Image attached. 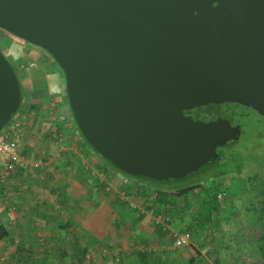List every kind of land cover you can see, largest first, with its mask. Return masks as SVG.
<instances>
[{
  "label": "water",
  "instance_id": "obj_1",
  "mask_svg": "<svg viewBox=\"0 0 264 264\" xmlns=\"http://www.w3.org/2000/svg\"><path fill=\"white\" fill-rule=\"evenodd\" d=\"M61 70L79 134L121 173L181 179L241 134L185 112L231 103L264 119V0H0V30ZM21 83L0 51V132Z\"/></svg>",
  "mask_w": 264,
  "mask_h": 264
},
{
  "label": "rangeland",
  "instance_id": "obj_2",
  "mask_svg": "<svg viewBox=\"0 0 264 264\" xmlns=\"http://www.w3.org/2000/svg\"><path fill=\"white\" fill-rule=\"evenodd\" d=\"M11 40L28 48V52L37 58L36 60L39 59L40 61L41 58L44 59V56L47 55L38 47L29 45L23 40L1 29L0 51L12 64L14 70L16 69L17 76L19 70L12 61L13 58H15L13 56L15 54L20 55V53L16 48L17 44ZM19 49L21 50V48ZM5 51L9 54L8 56H6L7 54ZM39 55L42 57L39 58ZM23 66L27 75L26 77L29 79L24 82L21 80L23 83L22 106H19L15 119L21 121L20 123L22 124V151H25L27 157L29 156V163L32 162L38 166L36 168L31 167V171H28V169L17 171L15 175L21 173L24 177L33 178V180L35 179L38 183H42L43 180L40 177H43L44 174L43 170L42 172L37 171L39 166L46 168L50 167L51 174L57 175V173H60V175H63L61 174L62 172L64 173V171H61L63 170L64 162L61 158L64 152L62 149L64 148L66 150L68 146H71L73 150L75 149L74 146L77 142L75 136L77 132H75V136L73 137L69 135L68 131H71L74 127L73 125L69 126V123H72L71 120L67 121L66 118H64V120L59 119V115L48 114L49 116H47L44 111L47 109V107L45 108V105L48 106L47 103L43 102L41 103L42 105H40L41 107L38 105L39 109L31 111V99H43V94L40 91L34 92L38 79L37 75L32 76L31 66H29V64ZM52 66L55 67V72L49 74L47 78L50 81V88L54 92L60 87L57 83L58 81L61 86H64V77L53 60ZM33 77H36L37 80ZM43 86L47 87L48 84ZM199 108L201 109L191 112V115L196 120L207 122L215 120L216 118H224L233 125H240L243 130V138H240L239 143L231 144L230 146H228L227 143V146H223L224 148L220 147L222 154L229 152H231V154L227 160H222L220 163H217V165L222 168L221 171H224L225 174L216 177L214 180L213 177L202 178L200 174L195 177H188V180H185L183 183L171 184L170 182L168 184L155 185L157 187L151 188L146 187L140 180L134 181L118 173L113 167L111 168L108 166V163L99 159L97 155L95 161L86 159V164H88L90 168L88 174H90L91 178L94 176L91 189L96 195H93L94 198L92 202L96 201L94 204H97L98 207V211L95 212L94 209L92 210V215L90 214V223L93 220H97V217L101 222L98 213L104 208L101 202L102 200L108 201L106 204L111 205L110 202L113 203L116 201V197L119 196L123 198L122 202L126 204L125 207H121L119 211H117L122 221L120 225L118 224V226H120L119 232V228L115 230L108 227V231L106 230L103 233V239L101 238L99 240H103V243H107V248L104 249V252L106 251V254L110 252V258L107 256L111 261L110 264H135L138 260L136 256L138 254H131V252L137 251V253L139 252L141 254L142 251H148L147 248L156 249L152 253L162 251L160 254L163 255V258L165 257L166 262H168L166 259H169L170 264H188L190 258H202L205 262L202 264H217L216 261H218L219 264H261V259L254 241L257 235L258 224L255 218H253V214L244 212V200L249 197L243 193H246V181L248 182L250 175L254 172L257 174V167L263 165L261 163L264 162V119L246 107L233 105L231 103L220 105L211 104ZM68 117L69 115L67 118ZM36 118H39L40 121L35 125ZM54 128L61 129L57 133L54 132ZM54 135L56 137H54ZM257 139L259 141H257ZM246 142H248V145H245ZM257 142L261 145L255 147L254 145H257ZM244 146H247L246 150H244ZM235 148L236 150H241L239 151L240 156L244 155V157H242V162L239 160L241 158L234 159L232 157V152ZM76 150L79 153L80 149L77 148ZM44 157H48L49 163L44 164ZM74 158H78L76 162L74 161L77 164L79 161L78 155ZM56 162H60V164L56 166L54 164ZM236 165H240V169L243 167L240 174H236L235 172L237 171ZM198 178L203 179L201 186H192L193 184L191 183ZM210 182H212V184L214 183L213 190L216 187L215 190L225 192V195L220 200H218L216 196L217 204L224 213L223 211V214L220 215L218 212L216 214L213 213L212 216H210L211 221L208 224L196 226L199 225L196 220L202 218L208 209L206 207L205 195L201 188H207ZM8 185L4 184L0 186L5 190V193L9 191ZM170 186L171 188H169ZM179 186L189 189L188 192H185L181 196L174 197L176 198L175 205H168V212L161 207L158 208L154 201L155 194L158 193L157 191L173 192L175 189L172 187L176 188ZM190 187H192V189ZM26 190L31 191L29 187L26 188ZM19 191L25 192V188L20 187ZM233 195L237 197L234 198ZM258 198H264V196L261 195L258 196ZM253 200L256 202V199ZM171 201H173V199L170 197L169 202ZM231 201L237 209L241 208V210H239L240 214L237 215L236 221L233 222L227 220V212L230 209ZM62 206L59 208L60 215L64 214V217H61V224H65L66 222L71 223V217L66 218V216H68L67 214H69L68 208L66 205L64 207ZM102 212L104 213V211ZM3 215L6 214L3 213ZM106 217L108 218L107 222H111L112 218L110 216ZM64 218L65 220L67 219V221H64ZM84 218L86 219L87 217L85 215H80L78 218L76 217L74 219L75 224H79L80 227H82V224L85 223ZM191 224L194 225L192 227L193 230L188 232L187 227ZM83 231L80 232V235L86 234ZM178 236H182L186 239L185 244H176ZM157 240L159 241L158 244ZM89 242L92 243L93 241ZM161 246L164 248H160ZM108 247L110 248L109 250ZM216 249H218V251H216ZM25 250L26 251L22 248V256L27 255L28 250ZM50 250V252L53 253L54 259L55 257L58 258V255L61 256V259L63 258L60 249L51 248ZM5 253H9V250H5ZM5 256L7 257V254H5Z\"/></svg>",
  "mask_w": 264,
  "mask_h": 264
},
{
  "label": "crops",
  "instance_id": "obj_3",
  "mask_svg": "<svg viewBox=\"0 0 264 264\" xmlns=\"http://www.w3.org/2000/svg\"><path fill=\"white\" fill-rule=\"evenodd\" d=\"M11 41L17 44L16 48L20 53V55L15 54L13 56L15 58H13L12 62L19 70L18 77L20 79L22 90V82L29 79L26 77L27 75L23 69V65L29 64V66H31L30 69H32V76L37 75L38 79L37 80L36 77H33L37 80L34 92L40 91L43 94V99H31V111L39 109V106L42 105L41 103L44 102L48 104V106L45 105V108L47 107L48 111L47 109L44 110L47 116H49L48 114L59 115V119L64 120V118H66L67 121H72L65 94V82L64 86H61L58 81L57 83L60 87L54 92L50 88V81L47 76L55 72V67L52 66L51 57L46 53L47 55L44 56V59L39 55L40 57H37L41 58V60H36L37 58L28 52V48L18 44L14 40ZM19 48H21V50ZM5 53L7 54L6 56L9 55L7 51H5ZM47 84V87L43 86ZM68 115L70 118H67ZM39 121V118H36L35 125ZM72 125L74 126L73 129L68 132L72 137L75 136L74 134L77 132V135L75 136L77 142L75 143L74 150L71 146L66 147V150L64 148L62 149L64 150L61 157L64 161L63 170H61L64 171V173H61L63 175H60V173H57V175L51 174L50 167L46 168L41 166H39L37 171L42 172L43 170L45 178L44 176L40 177L43 180L42 183H38L35 179L33 180V178L24 177L21 173L15 175L17 171L10 175V179L8 180L9 185L7 184L9 186V191L5 193L4 190L3 195L0 197V224H3L8 233L6 238L0 240V264L111 263L109 260L110 252L107 254L106 251L104 252V249L107 248V243H103V240H99L103 237V233L106 230L108 231V227L115 230L120 227L118 224L120 225L122 221L117 211H119L121 207H125L126 204L122 202L123 198L119 196L116 197V201L113 203L110 202L111 205L106 204L108 201L102 200L101 202L104 208L98 213L101 222L97 217V220H93L90 223L92 210L94 209L96 212L98 211V207L97 204H94L96 201L92 202V199L94 198L93 195H96L91 189L92 182H94V176L91 178L90 174H88L90 168L88 164H86V159L95 161V157L97 156L81 141L78 129L75 127L73 121L71 124L69 123V126ZM60 129L61 128H54L53 130L58 133ZM54 137L56 136L54 135ZM77 148L80 149V154L76 150ZM23 154L27 157L25 151ZM76 155L79 157L77 164L75 162L78 158H74ZM44 158V164L49 163L48 157ZM54 164L57 166L60 162ZM31 170L32 168L30 171ZM20 187L25 188V192L19 191ZM28 187L31 191L26 190ZM65 205L69 210V214L71 213L66 216V218L71 217V223L66 222L65 224H61V217L64 214L60 215L59 208L61 206L64 207ZM102 211H104V213ZM3 213L6 215H3ZM80 215H85L87 217L86 219L84 218L85 223L82 224V227H80L79 224L76 225L74 221V219L76 217L78 218ZM106 216L112 218L111 222H107L108 218ZM64 221H67V219L65 220L64 218ZM119 230L120 228L118 229V232ZM82 231L86 234L80 235V232ZM88 240L93 242L90 243ZM158 243L159 241L157 240V244ZM22 248L24 251H26L25 249L28 250L27 255L22 256ZM51 248L60 249L63 258L61 259V256L58 255L59 259L57 257L54 259L53 253L50 252ZM80 248H83L84 251H86L81 262H79ZM160 248L163 249L164 247L161 246ZM7 249L9 250V253H5V250ZM109 249L110 248L108 247V250ZM147 250L148 251L146 252H141V254L145 256L144 259H141L142 256H140L139 252H131V254H138L136 255L138 260L135 264H160V260L161 262L170 264L169 259H166L168 261L166 262L165 257L163 258V255L160 254L162 251L152 253L156 249L147 248ZM5 254H7V257Z\"/></svg>",
  "mask_w": 264,
  "mask_h": 264
},
{
  "label": "trees",
  "instance_id": "obj_4",
  "mask_svg": "<svg viewBox=\"0 0 264 264\" xmlns=\"http://www.w3.org/2000/svg\"><path fill=\"white\" fill-rule=\"evenodd\" d=\"M21 91L23 93L22 86H21ZM228 104H230V103H228ZM233 105H237V104H233ZM237 106H239V105H237ZM35 109H36V107H35ZM199 109H201V108L193 109L189 113H191L192 111H197ZM247 109H249V108H247ZM249 110L252 111L251 109H249ZM70 115L72 117V114H70ZM72 121H73V123L75 125V122H74L73 118H72ZM75 127H76V125H75ZM242 136H243V132H242L241 138H243ZM80 137H81V135H80ZM81 140L89 149H91L95 153V151L85 142V140L82 137H81ZM257 141H259V140L257 139ZM239 142H240V139L238 141H230L227 145L230 146L231 144H236V143H239ZM254 144H256V143H254ZM245 145H248V142H246ZM259 145H261V144H259L257 142V145H254V146L258 147ZM243 148H244V150H246L247 146H244ZM233 150L234 151L232 152V157L234 159L241 158L239 160L242 162V157H244V155L243 154H242L243 156L239 155L240 154L239 151H241V150H238V149L236 150V148L233 149ZM231 151H232V149H231ZM220 153H221V157L218 154V158H220L219 161H217L218 160L217 159L216 160L217 162L213 161V162H209V163L205 164L196 173H190L184 179H187L188 177H195V176H198V175L201 174L202 178L213 177V180H214L216 177H218L220 175H224L225 172L221 171L222 168L219 167V165H217V163H220L222 160H227L228 157H230L231 152L222 154V152L220 151ZM98 158L103 160V161H105L106 163H108V166H110L111 168L113 167L107 160H105V159H103V158H101L99 156H98ZM230 159H232V158H230ZM261 162H263V161H261ZM261 164H263V165H260V166L257 167V170H256L257 174H255V172H254L252 175H250V178H249L248 182L246 181V188H245L246 193L244 192L243 194L247 195L249 198L244 200L245 204H244L243 207L245 208L244 212L253 214V218H255V220L257 221L256 223L258 224L257 225L258 229H257L256 238H255L254 241L256 243L257 251H258V254H259L260 259H261V264H264V198H260V199L258 198V196H261V195L264 196V162L261 163ZM242 168L243 167H241V169H240V165H236V170L237 171H235V170H232V171H235L236 174H240L241 171H242ZM113 169H115V168L113 167ZM115 170L118 171V173H121L119 170H117V169H115ZM232 171H230V172H232ZM121 174H123L124 176L129 177L131 180H134V181L140 180V181H142L144 183V185L146 187H151V188L152 187L153 188L157 187L155 185H162V184H158V183H161V182L162 183H166V184H168L170 182H171V184L172 183H183V182H185V181H183L184 179H177V180L171 179V180H167V181H165V180L164 181H157V180L147 179V178H144L142 176L133 177V176H130V175H126L124 173H121ZM9 177L5 181L6 185L8 184V180L10 179ZM202 178L201 179L198 178L196 181L191 183V184H193L192 186H194V187L201 186V182L203 180ZM152 184H154V185H152ZM2 185H4V184L0 183V186H2ZM213 187H214V183L212 184V182H210V185L207 188H201L202 192L205 195L206 207L208 209H207V212L205 213L206 215L204 214L202 218H199V219L196 220V222H198V224H199V225H196V226H203V224H205V225L208 224L211 221L210 220V216H212L213 213L216 214L218 212L219 215L224 213V211L219 208V205L217 204V201H216V194H217L218 191L215 190L216 187L213 190ZM169 188H171V186ZM172 188L175 189L173 192L172 191L171 192L157 191L158 193H156L155 197H154L155 204H157L158 208L161 207L166 212H168V210H169L168 209L169 208L168 205H175V199L176 198H174V197L181 196L185 192H188V190H189V189H187L185 187L183 188L182 186H179V187H176V188L172 187ZM190 188L192 189V187H190ZM171 190H173V189H171ZM3 191L4 190L0 187V197L3 195ZM233 196H234V198L237 197L236 195H233ZM170 197H171V199H173V201H171V202H169L170 201ZM253 199H256V202H254ZM239 210H241V208L237 209L235 207V205L232 204V201H231L230 209L227 212V214H228V219L227 220H229L231 222L236 221L237 215L240 214ZM222 211H223V213H222ZM222 220H224V219H222ZM196 222H195V224H196ZM193 226H194L193 224L188 225V227H187L188 228V232H191V230H193V228H192ZM7 235H8V233H7L6 229H5V227L3 226V224H0V240H2L3 238H6ZM216 251H218V249H216ZM85 252L86 251H84L83 248L79 249V257H80L79 262H81V259L85 255ZM140 256H142L141 259L145 258V256L142 255V254H140ZM215 260H214V263H215ZM159 263L160 264L161 263L162 264H168V263H165V262H161V260H160ZM202 263H205L204 259H202V258H198V259L190 258L189 261H188V264H202ZM216 263L219 264L218 261H216Z\"/></svg>",
  "mask_w": 264,
  "mask_h": 264
},
{
  "label": "built area",
  "instance_id": "obj_5",
  "mask_svg": "<svg viewBox=\"0 0 264 264\" xmlns=\"http://www.w3.org/2000/svg\"><path fill=\"white\" fill-rule=\"evenodd\" d=\"M21 121L15 116L0 132V183L5 184L12 172L27 170L37 167L35 163H29L28 157L23 154V130ZM225 195L224 191H218L216 196L220 200ZM186 239L178 236L176 244H185Z\"/></svg>",
  "mask_w": 264,
  "mask_h": 264
},
{
  "label": "flooded vegetation",
  "instance_id": "obj_6",
  "mask_svg": "<svg viewBox=\"0 0 264 264\" xmlns=\"http://www.w3.org/2000/svg\"><path fill=\"white\" fill-rule=\"evenodd\" d=\"M249 109H250V108H249ZM189 112H190V111H187V112H185V115H190V116L193 118V116H192V115H191V113H189ZM253 112H254V111H253ZM257 115H258V114H257ZM193 119H194V120H196L195 118H193ZM231 125H233V124H231ZM239 127H240V130H241V134H240V136H239V139H240V138H241V135H242V132H243V130H242V128H241V126H240V125H239ZM239 139H238V140H239ZM238 140H237V141H238ZM228 143H229V142H228ZM224 146H225V145H224ZM222 147H223V146H222ZM216 151H217V153H218V154L220 155V157H221L220 148H218ZM216 160H217V159H216ZM216 160H215V162L219 161V160H220V158H218V160H217V161H216ZM203 166H204V165H203ZM199 169H200V168H199ZM199 169H198V170H199ZM198 170H197V171H198ZM197 171H196V172H197ZM196 172H194V173H196ZM188 175H189V174H188ZM188 175H186L185 177H183V178H181V179H184V178H186ZM189 179H190V178H189ZM185 180H188V179H184L183 181H185ZM158 184H164V183H162V182H161V183H158Z\"/></svg>",
  "mask_w": 264,
  "mask_h": 264
},
{
  "label": "clouds",
  "instance_id": "obj_7",
  "mask_svg": "<svg viewBox=\"0 0 264 264\" xmlns=\"http://www.w3.org/2000/svg\"><path fill=\"white\" fill-rule=\"evenodd\" d=\"M17 114V113H16Z\"/></svg>",
  "mask_w": 264,
  "mask_h": 264
}]
</instances>
